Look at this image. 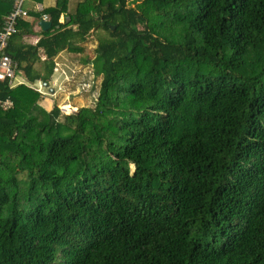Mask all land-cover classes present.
I'll return each instance as SVG.
<instances>
[{"label":"trees","instance_id":"trees-1","mask_svg":"<svg viewBox=\"0 0 264 264\" xmlns=\"http://www.w3.org/2000/svg\"><path fill=\"white\" fill-rule=\"evenodd\" d=\"M139 1L64 0L48 29L16 17L0 264H264V0H159L152 27ZM64 49L94 75L70 112Z\"/></svg>","mask_w":264,"mask_h":264},{"label":"rangeland","instance_id":"rangeland-1","mask_svg":"<svg viewBox=\"0 0 264 264\" xmlns=\"http://www.w3.org/2000/svg\"><path fill=\"white\" fill-rule=\"evenodd\" d=\"M31 4V0H26L24 3L25 6H31ZM137 6L143 14L147 16L148 24L152 27L162 12L160 1L142 0L137 3ZM86 43L90 45V40H87ZM86 51H88V49ZM78 56V54L70 53L66 49L56 56L58 69L52 86L59 90L56 98L60 103H62V107L65 112H70L76 108V102H91L89 90L93 87L92 83L94 82V75L90 68H83L80 64H77L74 61L77 60ZM20 79L21 78H16V82H19ZM83 81L85 82V86H83ZM84 87L87 88L84 89ZM52 100L53 99L51 97L46 96L44 102L42 101L41 103H36L33 106L31 110L34 116L33 122L47 119V108L51 105Z\"/></svg>","mask_w":264,"mask_h":264},{"label":"built area","instance_id":"built-area-1","mask_svg":"<svg viewBox=\"0 0 264 264\" xmlns=\"http://www.w3.org/2000/svg\"><path fill=\"white\" fill-rule=\"evenodd\" d=\"M26 0H14L13 9L7 16V22L5 27L0 30V74L2 78H7L8 84L13 85L16 83V61L4 51L7 43L8 35L11 31H14V22L17 16L27 14V9L23 5ZM35 10L42 12V18L48 19L50 15L43 11V6L40 3L35 4ZM13 105V101L10 97H0V107L8 109Z\"/></svg>","mask_w":264,"mask_h":264},{"label":"crops","instance_id":"crops-1","mask_svg":"<svg viewBox=\"0 0 264 264\" xmlns=\"http://www.w3.org/2000/svg\"><path fill=\"white\" fill-rule=\"evenodd\" d=\"M25 3V2H24ZM31 6H25L24 4V6H25V8L27 9V11L29 12L30 10L32 11V12H36L38 15H39V17H40V19H43L42 18V15H41V13L42 12H39V11H36L35 9H33L34 7H35V4L36 3H40V4H42V6H43V11H44V8H50L51 6H55V7H61L62 6V4L64 3V0H31ZM28 12H27V14H28ZM48 13V12H47ZM27 14H25V15H27ZM25 15H21V16H25ZM61 17L64 19V17H65V14L64 13H62V15H61ZM39 19V20H40ZM49 19V18H48ZM39 20L37 21V25H35V28H37L38 26H40L39 25ZM41 27V26H40ZM49 28V27H48ZM47 28V29H48ZM63 51V50H62ZM62 51H60V52H62ZM59 52V53H60ZM58 53V54H59ZM56 59V58H55ZM57 64V63H56ZM57 69H58V67H57ZM57 71V70H56ZM56 76V73H55V75H54V78H56L55 77ZM0 78L1 79H3L2 78V75L0 74ZM36 86H38V87H41V84L38 82L37 84H36ZM8 97V96H7ZM3 98H6V97H3ZM43 115V114H42Z\"/></svg>","mask_w":264,"mask_h":264},{"label":"water","instance_id":"water-1","mask_svg":"<svg viewBox=\"0 0 264 264\" xmlns=\"http://www.w3.org/2000/svg\"><path fill=\"white\" fill-rule=\"evenodd\" d=\"M38 23L43 29H47L51 26L52 22L50 19H40ZM43 85L48 86V82H43ZM50 90L53 91V88H50Z\"/></svg>","mask_w":264,"mask_h":264}]
</instances>
